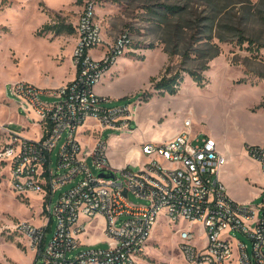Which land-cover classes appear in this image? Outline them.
Returning <instances> with one entry per match:
<instances>
[{
	"label": "rangeland",
	"instance_id": "374dc122",
	"mask_svg": "<svg viewBox=\"0 0 264 264\" xmlns=\"http://www.w3.org/2000/svg\"><path fill=\"white\" fill-rule=\"evenodd\" d=\"M86 1L96 5V20L104 39H114L127 32L130 47L136 50L124 55L137 62L136 69H128L130 71L126 73L127 76L130 73L131 77H137L136 90L128 97L111 99L110 103L103 105L133 104L139 100L138 94L142 92L152 94V97L148 101L140 99V105L133 108L129 122L123 126L102 130L94 126L91 128L94 130L91 138H88L90 132H81L78 139L83 145L90 148L96 139L105 141L108 158L114 167L137 170L143 162L148 161L142 147L163 142L169 133L167 129L184 128L185 118H190L192 122L190 137L206 135L212 138L211 133L217 135L223 129L232 130L228 140L230 151L224 165L227 171L222 174L223 183L237 201L260 203L261 199H253L250 195V181L256 176L254 163L246 149H240L238 143L244 135L242 127L245 123L252 122L257 118L258 110L264 109L257 107L264 103V0H0V127L11 122L10 129L30 138L37 135L38 124H33L22 111L19 106L22 101L11 93V86L21 79L40 89L51 90L72 76L74 33L57 35L38 32L44 24L73 26ZM162 4L174 7L175 12L167 18L158 15L162 11L159 5ZM150 45L154 47L150 48ZM213 45L218 46L220 54L208 62L209 69L203 72L207 83L200 88L183 69L199 71V65L205 63L206 57L213 51ZM165 48L174 52L171 60L164 52ZM93 50L90 55L96 59L100 52L96 48ZM149 51H160L167 56L156 74L158 54L146 57ZM145 57L146 60L140 64ZM166 69L168 77L179 73L184 78L174 96L158 95L152 86V78L158 79ZM149 75L154 76L147 84L143 77ZM226 89L229 95L250 98L247 100L250 105L247 108L246 104L242 108L233 105L235 101L225 98ZM183 103L185 110L175 112L174 107ZM161 104H166L174 112L169 125L164 124L168 121L164 119L158 121L159 125L149 123L145 129V124L138 119V112L147 108L154 110ZM27 124L28 128L25 127ZM4 139L0 134V148ZM212 139L217 143L216 139ZM62 142L63 139L59 140L52 151L53 169ZM88 163L92 172L97 174L91 159ZM62 190L53 195L49 203L51 207ZM45 196L46 192L40 189L26 194L11 189L7 167L0 163V264L42 263L43 257L37 258L25 235L11 227L24 221L36 227L43 225L46 219L43 211ZM128 198L133 204H147L132 193ZM260 215L259 211L256 217ZM80 220L84 221V218ZM101 226L102 223H98L87 228L90 237L84 239L88 242H83L79 249L108 247V239ZM181 226L182 223L175 225L160 216L140 263L186 264L178 248L180 239L176 228ZM49 227L46 242L55 230V220ZM194 231L197 232L196 229ZM84 233L80 234L81 238ZM224 235L221 233V236ZM227 235L231 238L230 242L243 241L250 252L251 243L242 233L229 231Z\"/></svg>",
	"mask_w": 264,
	"mask_h": 264
},
{
	"label": "built area",
	"instance_id": "2783aa9c",
	"mask_svg": "<svg viewBox=\"0 0 264 264\" xmlns=\"http://www.w3.org/2000/svg\"><path fill=\"white\" fill-rule=\"evenodd\" d=\"M73 27L74 76L70 82L51 90L21 79L11 86V93L22 101V111L37 118L32 120L40 124L41 134L25 137L9 128L11 122L2 125L0 134L5 139L0 163L7 167L11 189L20 194L44 190L47 201L43 225L24 221L11 229L25 235L37 258L43 257V264H141L153 228L162 216L166 222L183 224L176 229L186 264H264V145L246 147L263 177L262 200L257 204L240 203L227 194L220 179L226 157L212 138L190 137V118L173 138L144 145L142 153L148 161L137 170L114 167L105 141L96 139L87 148L77 135L87 121L100 130L129 122L140 98L133 104L105 107L111 99L98 95L95 87L126 52L136 50L130 47L127 32L104 39L92 1L83 4ZM94 48L101 52L96 59L90 55ZM61 139L53 169L52 151ZM90 159L97 174L92 172ZM58 190L62 191L51 207ZM130 193L147 204L131 203ZM97 216L104 218L102 232L108 247L79 249L83 245L80 234ZM53 220L55 230L46 242ZM229 231L247 237L250 252L243 241L230 242Z\"/></svg>",
	"mask_w": 264,
	"mask_h": 264
},
{
	"label": "crops",
	"instance_id": "0c3cea01",
	"mask_svg": "<svg viewBox=\"0 0 264 264\" xmlns=\"http://www.w3.org/2000/svg\"><path fill=\"white\" fill-rule=\"evenodd\" d=\"M93 52H94V50L90 51V53H93ZM154 54H158V59H159L158 66L156 67V70H155V74H156L162 68L164 63L166 62L167 56H166V54H163L160 51L159 52H156V51L155 52H150L149 51V53L146 54V57L148 55L152 56ZM100 55H101V52H100ZM146 57L144 58L143 61H141L140 64H143V62L146 60ZM136 67H137V62L135 63L133 60H131L130 57L129 58L126 57V56L121 57L117 61L116 65H114L111 68L109 73L106 74L105 77L101 80V82L95 87L96 93L98 95H101V96H104V97H108L110 99H117V98L118 99H123L125 97H128L129 95H132L131 94V93H133L132 91L137 87L136 82H137L138 79H137V77H131L132 74H130V73L127 76L126 73H128L130 70H135ZM128 69H130V70L127 71ZM154 75H149V76L143 77V79L145 78L146 83L148 84V82L150 81V79ZM73 76H74V70H73L72 76L66 82L62 83L61 85H64V84L70 82L73 79ZM139 80L141 81V79H139ZM60 86L58 85L57 88L60 87ZM225 91L227 93L225 98L227 100H229V101H235L233 105L240 106L241 108L245 107V104H246V108H247V106L250 105V103L247 104V100H249L250 98L241 97V96H235L233 94L229 95L228 90L226 89ZM43 99L52 100L53 98L48 97V96H43ZM183 110H185V104L184 103L181 104L180 106L177 105V106L174 107V111L175 112H180V111H183ZM258 111H260V112L259 113L257 112L258 113L257 118L253 119L252 122H250V123H245L244 127H242L244 135H243L242 138L239 139L238 147L240 149L241 148L242 149H246V147L248 145H264V109H259ZM173 116H174V112H171V110L168 108V106L166 104H161V105L155 107L154 110L147 108V109H144L142 111L140 110L138 112V119H139V121H141V122H143L145 124V129H146V127H147V125L149 123H154L155 122L157 125H159L158 121L164 120V119L168 120V121H166L164 123L165 125L168 126L169 122H170L169 119L172 118ZM28 118H30L29 120H31L33 124H36V122L32 120V119L37 120V118L35 117V115L33 113L29 114ZM89 122H93V121H87L80 128L79 133L77 135V138H78V136H79V134L81 132L83 133L84 130L90 132L88 134V136H89L88 138L93 137V132L94 131L91 128H93L94 126L96 127V125L95 124H93V125L89 124ZM37 124L38 125L36 127H38V130L36 131L37 135L34 136L35 138L39 137L40 124L39 123H37ZM27 125L26 126L23 125V126L28 128L29 125L28 126ZM88 129H91V131L88 130ZM182 129H183L182 127H179V128L172 127L170 129H167V131L169 133L166 134L165 140L173 138L180 131H182ZM170 130H173V131L170 132ZM40 134H41V131H40ZM231 135H232V130H228V129L227 130L226 129L221 130L217 135L214 134V133H211V137L216 139V141H217L216 144H217L218 151L222 155H224L225 157L227 155H229V151H230L229 150L230 149L229 145H230V143L228 144V140L230 139ZM203 136H206V135H203ZM80 143L82 144V146H84L83 142L80 141ZM252 162L254 163V166H255V169H256V176H253L252 180L250 181V183H251V187H250L251 194L250 195H251V197H253V199H261L262 200L261 187L263 186V177H262V175L260 173L259 165L253 160H252ZM143 164H144V162H143ZM226 171H227V168H224V167L220 171V179H221L222 182H223L222 174L226 173ZM224 186L226 188L225 184H224ZM226 192L233 200L237 201L230 194V192H229V190H227V188H226ZM237 202L245 203L246 201H237ZM98 223H102L101 227H103L104 218L101 217V216H97L95 221L93 222V224L91 223L88 227H93V225H96ZM88 237H90V233L86 229V231L84 233V237L81 238L79 236V238L81 240V243H83V242L85 243L86 240H84V239L85 238L87 239ZM86 242H88V241H86Z\"/></svg>",
	"mask_w": 264,
	"mask_h": 264
},
{
	"label": "trees",
	"instance_id": "16d2710c",
	"mask_svg": "<svg viewBox=\"0 0 264 264\" xmlns=\"http://www.w3.org/2000/svg\"><path fill=\"white\" fill-rule=\"evenodd\" d=\"M160 9L162 10L161 12H158L157 14L167 18V16L169 14H171L172 12H175V8L172 6H167V5H159ZM42 32H52L54 34L60 35L64 32H67L69 34L74 33V27L70 24H63V23H56L53 25H49V24H44L41 28V30L38 32V34H41ZM243 43V42H242ZM150 48H153V45L149 46ZM213 51L206 57V61L205 63H202L201 65H199V71L196 70H191V69H183L184 72H187L188 75L193 79V81L196 83V85L200 88H203L206 83L207 80L203 75L204 71H207L209 69L208 66V62L212 59H214L215 57H217L220 54V49L218 48V46L213 45L212 47ZM164 52L167 54L168 59L171 60L174 52L172 50H169L167 48L164 49ZM185 62V61H184ZM168 69L165 70V74H163L161 77L157 78H152L151 82H152V86L154 91H156L158 93V95H170V96H174L178 93L180 86L183 82V77L182 75H180L179 73H176L174 75L171 76H167L166 74ZM238 82H243V80H239ZM140 97V99H143L144 101H148L151 97L152 94H146L144 92L139 93L138 94ZM258 108H262L264 107V103H260L258 106ZM46 200L44 201V207L46 204ZM43 211H45V209H43Z\"/></svg>",
	"mask_w": 264,
	"mask_h": 264
},
{
	"label": "water",
	"instance_id": "95a60500",
	"mask_svg": "<svg viewBox=\"0 0 264 264\" xmlns=\"http://www.w3.org/2000/svg\"><path fill=\"white\" fill-rule=\"evenodd\" d=\"M124 195H126V192H124ZM41 264H43V263H41Z\"/></svg>",
	"mask_w": 264,
	"mask_h": 264
}]
</instances>
